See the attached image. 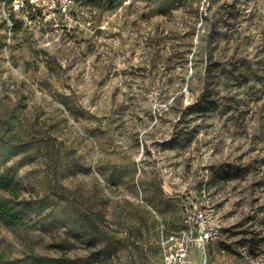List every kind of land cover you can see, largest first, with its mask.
Wrapping results in <instances>:
<instances>
[{
	"label": "rangeland",
	"instance_id": "1",
	"mask_svg": "<svg viewBox=\"0 0 264 264\" xmlns=\"http://www.w3.org/2000/svg\"><path fill=\"white\" fill-rule=\"evenodd\" d=\"M160 2L0 0V197L32 204L0 264H162L191 201L218 219L209 264H264V0Z\"/></svg>",
	"mask_w": 264,
	"mask_h": 264
},
{
	"label": "built area",
	"instance_id": "2",
	"mask_svg": "<svg viewBox=\"0 0 264 264\" xmlns=\"http://www.w3.org/2000/svg\"><path fill=\"white\" fill-rule=\"evenodd\" d=\"M15 13L38 15L66 14L74 0H9ZM221 236L215 210L208 205L199 206L191 201L184 204L183 225L171 228L163 222L158 227V246L162 264H193L197 247L203 252L201 264H209L207 248Z\"/></svg>",
	"mask_w": 264,
	"mask_h": 264
},
{
	"label": "trees",
	"instance_id": "3",
	"mask_svg": "<svg viewBox=\"0 0 264 264\" xmlns=\"http://www.w3.org/2000/svg\"><path fill=\"white\" fill-rule=\"evenodd\" d=\"M180 0H161L159 7L164 10L162 13H168L175 9ZM31 16H39L37 13L29 12ZM2 156V155H1ZM0 190L12 192L16 188L14 171L11 167L5 164L4 159L0 157ZM32 208L30 201L21 200L14 203L0 197V220L7 227L19 226ZM182 226V225H181ZM159 248V246H158ZM160 254V250H159ZM161 257V255H160ZM2 260L0 259V262ZM65 260L62 257H49L37 254H29L24 259H14L9 261V264H64Z\"/></svg>",
	"mask_w": 264,
	"mask_h": 264
}]
</instances>
